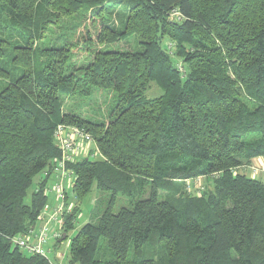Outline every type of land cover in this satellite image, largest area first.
<instances>
[{
    "label": "trees",
    "instance_id": "trees-1",
    "mask_svg": "<svg viewBox=\"0 0 264 264\" xmlns=\"http://www.w3.org/2000/svg\"><path fill=\"white\" fill-rule=\"evenodd\" d=\"M95 88L116 94L103 119L82 110ZM59 125L93 138L100 158L67 169L103 206L67 264H264V180L247 171L264 157V0H0V264H56L10 238L47 206Z\"/></svg>",
    "mask_w": 264,
    "mask_h": 264
},
{
    "label": "rangeland",
    "instance_id": "rangeland-1",
    "mask_svg": "<svg viewBox=\"0 0 264 264\" xmlns=\"http://www.w3.org/2000/svg\"><path fill=\"white\" fill-rule=\"evenodd\" d=\"M66 21V20H65ZM75 21V18H69V21L67 20V22L65 23V25H67L66 27H69L71 25V22ZM61 29L58 27H55L50 34L49 38L53 39L54 37H56L57 35H59L61 33L60 31ZM48 34V35H49ZM135 39H133V37H130L127 41H123V42H118V43H114L113 45H110L108 47V49H131V48H135ZM92 60V56L89 54H84V53H80L77 54L74 57V63L75 65L78 66H84L87 65L90 61ZM163 93V91L154 83L152 82L150 87L147 89L146 91V96L148 98H152V97H156L159 96ZM115 92L110 91V90H103L100 88H95L94 92L91 96H88L85 98V103L86 106L83 107V111H85V115L89 118H97L98 119H103L104 117H106L107 115V111L108 109L111 107V105H113L115 103ZM110 106V107H109ZM85 148L84 149H88L91 148L93 150H97L96 146L94 143H85ZM91 152V151H90ZM93 159H97L100 158V154L98 152H94L93 155L90 156ZM259 168V166L257 167ZM246 169V168H244ZM262 169V168H261ZM249 170V169H248ZM247 170V171H248ZM256 170V169H254ZM259 170V169H258ZM264 170V169H262ZM257 171V173H255V177L257 178H261L264 180V177L262 175L261 172ZM248 174L252 175L254 174L252 171H249ZM40 175L36 176V178L34 179V182L31 186V188L28 191V197L27 200H29V197L31 195V193L33 192L34 188L37 185L38 179H39ZM263 177V178H262ZM199 182V185L197 187V191H202L203 187H211V183H209V179L208 178H198L196 179V181H191V185L190 188L191 190H194V185L196 182ZM55 183H53V181L49 180L48 184H47V193H50V198L53 199V191H54V204L52 203V206H48V212H51L52 209L56 206L59 205L60 203V199L58 198V195L55 191V189H52V187L54 188ZM52 189V191H51ZM67 206L70 208H73L75 205H80V211L78 212V220L76 222L75 225V229L69 231L67 234L68 236L61 242H59V244L57 243V240H53L52 238L49 240V242H47V244L45 245V250L47 251V256L48 258L56 263V264H67L68 262V257H69V248H70V243H71V238L75 235V233L77 232V230L86 222L92 221L93 220V213L96 211L97 207H103L102 205H100L99 203V198H101V192L96 188V186L94 185L92 191L86 195L85 197H83L82 199H79L76 194L73 192L72 187H68L67 188ZM120 201L116 206V209L118 208V206L120 205ZM47 207V206H46ZM43 216H46V213L43 211L42 213ZM43 219H41L39 221V226L41 227L43 224ZM39 230V229H38ZM57 243V245H56ZM23 252L26 255H31L32 253L29 252L28 250L23 249ZM64 253V254H63ZM59 254L61 255L60 261H56V255Z\"/></svg>",
    "mask_w": 264,
    "mask_h": 264
},
{
    "label": "built area",
    "instance_id": "built-area-1",
    "mask_svg": "<svg viewBox=\"0 0 264 264\" xmlns=\"http://www.w3.org/2000/svg\"><path fill=\"white\" fill-rule=\"evenodd\" d=\"M54 137L57 145L63 152L62 159L58 161L55 171H60L63 174L64 180L58 181L54 185V189L61 201L51 212L45 211L47 217L43 215L39 217V220L43 219L44 222L36 233L31 230L26 235L22 234L10 238L13 246L20 247L28 250L32 254L47 258L45 245L51 238L53 240H59L63 236L64 213L71 212L72 210V208L68 207L66 204L67 195L65 181L67 179L69 186H72L74 177H72L71 171L67 169V163L80 156H91L94 152L99 153L96 149H84L86 146L85 143H92L93 138L83 129L59 125L55 130ZM44 210H46V208Z\"/></svg>",
    "mask_w": 264,
    "mask_h": 264
},
{
    "label": "crops",
    "instance_id": "crops-1",
    "mask_svg": "<svg viewBox=\"0 0 264 264\" xmlns=\"http://www.w3.org/2000/svg\"><path fill=\"white\" fill-rule=\"evenodd\" d=\"M259 166V168H257ZM264 169V157H258V158H255V159H253V163H252V165H251V167L249 168V170H248V172L249 171H252L254 174H252L251 176H253V177H255V172L257 173V171H259V172H261L262 173V175H263V177H264V170H262V169ZM254 169H256V170H254ZM259 169V170H258ZM258 172V173H259ZM46 175V173H43V174H40V177H39V179H38V181L41 179V178H43L44 176ZM262 177V178H263ZM49 180H51V181H53V183H57L58 181H63L64 180V177H63V174L59 171V172H56L55 170H54V172L51 174V176H50V178H49ZM71 180V179H70ZM54 184V185H55ZM65 184H66V192H67V188L68 187H71V186H69V182L67 181V179H66V181H65ZM53 185V186H54ZM72 185H73V183H72ZM52 189H54L53 187H52ZM52 189H51V191H52ZM50 193L51 192H49L47 195H48V202H47V207H45L46 208V210H44V212L45 211H47L48 212V206H52V203L54 204V191H53V199H51L50 198ZM45 217H47V215L45 216ZM39 221L40 220H38V222L36 223V225L33 227V231L36 233L37 231H38V229L40 228V224H39ZM44 222V221H43ZM64 254V253H63ZM61 255H59V254H57L56 255V261H60V257ZM60 264V263H59Z\"/></svg>",
    "mask_w": 264,
    "mask_h": 264
},
{
    "label": "water",
    "instance_id": "water-1",
    "mask_svg": "<svg viewBox=\"0 0 264 264\" xmlns=\"http://www.w3.org/2000/svg\"><path fill=\"white\" fill-rule=\"evenodd\" d=\"M66 238V236H62L60 239H59V242L63 241L64 239Z\"/></svg>",
    "mask_w": 264,
    "mask_h": 264
}]
</instances>
